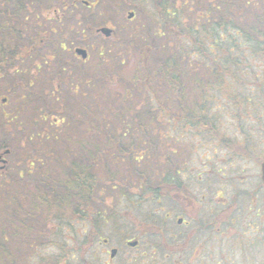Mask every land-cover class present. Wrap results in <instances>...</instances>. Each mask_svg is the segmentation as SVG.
<instances>
[{
  "label": "trees",
  "instance_id": "obj_1",
  "mask_svg": "<svg viewBox=\"0 0 264 264\" xmlns=\"http://www.w3.org/2000/svg\"><path fill=\"white\" fill-rule=\"evenodd\" d=\"M67 1L0 0V79H10L19 88L17 104L0 112V133L16 130L22 137L17 142L24 143L22 148L14 146L19 149L16 162L22 167L9 176L0 173V264H25L9 242L29 251L47 240L60 252L67 251L64 241L51 238L63 236L64 228L71 229V219L90 221L84 241L70 248L86 252L110 219L113 223L120 220L115 214L104 215V209L92 213L97 205L105 206L106 197L113 201L118 195L130 205H139L146 195L156 202L161 193L175 199L180 191L175 175L190 171L199 143L230 145V137L220 129V110H229L239 126H247L254 117L258 130L263 122L264 0H156L147 25L159 23L150 35L157 61L146 60L142 48L138 64L127 76V52L100 48L97 53L104 56L99 64L109 65L100 76L103 81L88 76L69 85L64 80L61 95V86L52 83L66 66L60 49L78 38L66 18L92 20L79 14L73 0ZM48 6L60 11L59 18L44 17ZM41 41H49L57 55L55 73L45 70L51 84L48 93L33 89L32 71L41 72L46 61L34 58ZM168 118L170 125L165 123ZM58 119L61 126H57ZM253 129L234 132L247 135ZM249 138L253 139H244ZM6 148L1 144L0 152ZM236 208L234 198L223 209L228 210L225 221L229 224L233 221L230 211ZM252 225L244 226L252 236L244 238L240 232L236 241L229 240L230 248L241 250L245 264H264V228L261 223L257 228ZM159 231L156 228L153 233ZM158 235L173 241L174 231ZM156 248L168 258L175 252L163 244ZM220 255L216 264L231 263V256ZM49 260L57 264L58 257ZM206 262L201 254L191 264Z\"/></svg>",
  "mask_w": 264,
  "mask_h": 264
},
{
  "label": "rangeland",
  "instance_id": "obj_2",
  "mask_svg": "<svg viewBox=\"0 0 264 264\" xmlns=\"http://www.w3.org/2000/svg\"><path fill=\"white\" fill-rule=\"evenodd\" d=\"M73 1L76 2L80 15L88 13L92 17L91 22L87 23L82 19L84 17L67 15L68 17L65 21L66 25L70 22V28L73 30V33H76L74 35L78 37V41L75 44H80L88 50L89 59L82 62L80 58L76 57L73 52V45L75 44H72L71 41H67V43L71 44L70 46L67 45L64 50L60 49V58L63 63L65 62L66 66L62 70L60 78H58L59 81L58 79H53L52 83L58 84L57 87L61 86V95L65 93L66 87L61 83L64 80L69 85L75 81L77 82L81 77L87 78L88 76L97 80L98 83L103 81L100 76L103 73H107L108 70L106 71V68L109 65L107 62H104L105 66L99 64V59L104 56V53L99 55L96 52L97 48L106 49L110 47L115 50H125L127 52L125 56L127 67L124 68V73L127 76L133 73L131 68L138 64L140 60L139 52L142 51V48L146 49V60H150V63L157 61L154 58L155 44L152 43L153 39L150 38V35L156 31L159 23L147 25V18L153 13V2L156 0H146L143 3L136 4H131L130 0H97L92 10L85 7L81 3V0ZM88 1L93 2L95 0ZM128 11L134 12V17L131 20H128L126 17ZM46 14L50 17L55 16L53 9H49ZM46 14L44 15L47 16ZM40 19V24H42L43 18L40 17ZM75 21H79V23ZM105 23L113 26L116 36L115 43L110 44L101 35H91V32L85 29V26L98 28ZM47 35L51 39V35ZM68 38L70 36L64 39ZM163 38L166 39V36L164 35ZM168 39L171 40L172 38L168 37ZM54 48L48 41L43 43L34 53L36 61H42L43 58L46 59L41 72L35 74L36 70L32 71L35 75V87L33 89L37 93L51 92V84L48 83L46 78L48 74L45 70L55 73L58 67L56 50ZM56 64L57 67L55 68ZM9 80L0 79V99L2 97L7 98L5 103L0 102V112L9 110L18 102L17 94L19 93V88L17 85H12V82L10 83ZM163 103H165V100H163ZM167 103L170 105L172 101L168 100ZM177 112L180 113V109H177ZM219 113L220 129L226 135L239 139L240 135L234 132L237 123L228 114L229 110L222 109ZM250 119L248 125L252 126L254 131L248 134V136H254L255 140H257V167L256 165L254 167L247 160L237 158L233 161V167L226 170L225 174L243 170L255 173V175H242L241 179H239L241 175H237V178H234L235 175H224L220 179L222 183L220 184L221 191L218 192V195L212 191L210 186L197 183L195 171L203 170V160L200 161L199 157L202 155L211 156L213 149V147L209 148L206 146L210 142L203 141V143H199L196 146L195 153L192 156V172H184V175H190L191 178V182L184 181L187 186V197L185 199L179 201V199L167 197L161 193V198L157 202L152 196L146 195L145 198H142L145 200L139 205H130L124 198L119 199L118 195L115 196L113 201V197H106L105 206L101 207L97 205L95 210H92V213H100L104 209V215L112 217L115 214L120 217V220L113 223L110 219L101 228L99 239H96L86 252L80 253L77 250L70 249L78 245L79 242L84 241V237L91 230L89 220L79 219H71L72 228H64L63 236L54 235L51 238L58 242L64 241L63 243H65L67 249L65 252H60L53 244H47V240L43 241L44 243L41 242L42 245L39 247L38 245L34 246L29 251H23L21 246L15 242H9L12 251L15 252L14 254L18 258H22L25 264H51V260L48 261V259L53 256L58 257V260H55L57 264H186L188 256H191L188 259L191 264L193 259H195V255L201 254L207 261L206 264H216L215 261L222 257L220 255L221 252L231 256L230 264L238 262L245 264L240 259L242 256L241 250L237 246L231 249L229 240L236 241L237 237L241 235L240 232H243L242 236L244 238L252 236V231L245 232L244 229V226L248 223L253 224V228H257V224L261 223V227L264 228V189L259 187L261 183L259 161L264 155V115L262 117L263 122H261L258 130L257 120L254 117H250ZM169 120L171 119L165 120V123H168V125H170ZM61 125L62 120L58 119L57 126ZM17 138L22 137L16 130L0 133V145L4 144L12 150L10 154L5 155L7 162L3 172H7L8 176L14 173L15 168L22 167L21 162H16L15 154L19 152V149H15L14 146L20 145L19 148H22L24 143L19 144ZM215 149L216 154L214 156L223 157L227 155L224 148L219 144L215 145ZM218 177L220 178L219 175ZM216 186L217 183L215 182L213 187L215 188ZM253 190L257 191L255 195L245 194V192ZM176 193L178 192H175V196ZM234 196H236L239 206L230 211L233 221L229 224L227 220L225 221L229 214L225 215L228 210H223V208L227 203L230 204L232 202ZM178 217H183L185 223L177 225L176 219ZM124 218L127 219L125 223ZM220 220L223 221L220 223ZM50 223L56 225V222L53 220H50ZM52 224H49V227ZM156 228H159L160 231L153 233ZM172 228L175 230H172ZM46 230L45 233H49ZM172 231H174L173 241L165 235H162V237L158 235L159 233ZM137 235L140 240L138 248H129L125 245V240L135 239ZM185 236H188V238ZM103 238H106L108 242L103 243ZM42 239L45 238L42 237ZM156 244H163L175 252L170 254L171 258H168V255H164L162 249L156 248ZM111 248L118 249V254L112 259L109 258V250ZM257 256L260 257V255ZM17 264L19 263L17 262ZM20 264H22L21 261ZM220 264L223 263L221 262Z\"/></svg>",
  "mask_w": 264,
  "mask_h": 264
},
{
  "label": "flooded vegetation",
  "instance_id": "obj_3",
  "mask_svg": "<svg viewBox=\"0 0 264 264\" xmlns=\"http://www.w3.org/2000/svg\"><path fill=\"white\" fill-rule=\"evenodd\" d=\"M144 1L146 0H130L129 2L131 4H136V3H143ZM96 2L97 0L93 1L92 3L89 2L88 5L84 4V6L92 10L94 9ZM47 11L45 13H47ZM49 18L50 17L47 15L46 19H49ZM103 26H107L113 29V26L109 23H105L103 24ZM239 127H247V126H239ZM224 150L227 153V155L223 157L214 156V154H216L215 147H213L211 151L212 152L211 156L209 155L200 156L199 160L200 161L203 160V165H202L203 170L195 171L196 179H199V181H201V183L203 184L210 183L211 181H218V184L215 187V191L217 192V194L219 191H221L220 184L222 182L220 179L224 175H235V177L233 176L234 178H237V175H241L239 179H241L242 175H255V173L246 172L243 170L233 171V172H230L229 174H225L226 170L233 167V161L235 159L242 158L244 160H247L254 167L257 164V140L255 141H252V140L231 141L230 145H224ZM183 172L184 171H180V174H182ZM218 175L220 176V178L218 177ZM187 176L190 177V175H175L176 177L175 184L179 188L180 194L182 193V191H185V194H183V198L187 197L186 188L184 187V184H183V178H186ZM219 186L220 188H218Z\"/></svg>",
  "mask_w": 264,
  "mask_h": 264
},
{
  "label": "water",
  "instance_id": "obj_4",
  "mask_svg": "<svg viewBox=\"0 0 264 264\" xmlns=\"http://www.w3.org/2000/svg\"><path fill=\"white\" fill-rule=\"evenodd\" d=\"M84 3H87L86 1H84ZM133 16V12H129L128 13V18H131ZM98 32H101L102 34H104L106 37H109L111 34H112V29L108 28V27H101L97 30ZM75 53L77 55H80L83 59H85L87 57V51L86 49L84 48H81V47H76L75 48ZM6 99L3 98L2 101H5ZM9 151L8 150H5V154H7ZM0 162L2 163H5V159L2 158V154H0ZM3 166H0V168H2ZM260 167H261V180L262 182L264 183V158L263 160L261 161V164H260ZM178 223H181L182 222V218H179L177 220ZM138 243L137 240H130V241H127V245L130 246V247H134L136 246ZM117 253V248H111L110 249V257L113 258Z\"/></svg>",
  "mask_w": 264,
  "mask_h": 264
}]
</instances>
